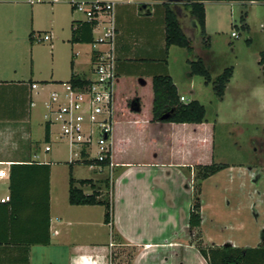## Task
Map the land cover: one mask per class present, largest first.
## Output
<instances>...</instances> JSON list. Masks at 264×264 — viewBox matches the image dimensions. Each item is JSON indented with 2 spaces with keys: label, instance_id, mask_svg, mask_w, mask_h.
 Returning <instances> with one entry per match:
<instances>
[{
  "label": "crops",
  "instance_id": "crops-1",
  "mask_svg": "<svg viewBox=\"0 0 264 264\" xmlns=\"http://www.w3.org/2000/svg\"><path fill=\"white\" fill-rule=\"evenodd\" d=\"M26 3L29 0H0V32L5 26L15 41L24 38L26 33L20 27L19 35L13 22H7L6 12ZM209 3H204L205 29L206 5ZM114 4L117 63L110 135L111 168L108 169L112 203L110 222H104L102 206L69 205L68 182L67 187L63 185L62 193L57 196L52 179L55 162L40 159L39 143L31 138V108L34 106L33 91L38 88L36 81H0V264H110L112 260L113 264H124L122 254L117 252L120 246L131 249L128 264H208L188 238V217L193 195V168L212 163L223 164L227 168L207 178L201 185L200 231L204 243L238 249H254L258 246L257 241L251 244L246 241L221 245L213 239L207 240L204 227L206 218L210 225L217 226L218 221L213 213L206 216L203 198L205 186L212 181L223 183L221 175L240 168V165L216 161L215 121L211 123L205 118L204 123L198 125L151 121L152 80L155 75H168L178 97L184 98V103L198 102L192 87L195 76L187 72L186 83L181 84L171 75L168 57L172 47L166 54L161 3L126 0ZM169 4L186 37L189 39V34L200 35L198 26L181 2L177 5ZM248 4L255 3H245ZM143 5L145 10L140 9ZM175 6L178 8L175 9ZM69 11L67 18L61 19L63 27L60 30L51 27L38 34L50 37L46 42H50L53 67L47 79L41 81L42 89H48L50 93L62 92L63 84L68 83L72 76L86 81L92 79V29L81 25L75 36L76 42L72 43L73 24H82L86 20L71 8ZM34 34L32 29L27 36L30 41H33ZM60 34H63L61 39ZM88 39L91 42H87ZM61 61L66 64L64 71L56 67ZM203 84L206 85L204 80ZM32 85L36 87L33 89ZM185 88L189 89L190 98L185 95ZM31 162L50 165L48 245L7 243L10 238L7 227L9 212L6 213L2 205L8 201L2 203L1 200L10 197V168L12 165ZM74 169L73 166L72 177L84 180L75 176ZM103 173L92 171L88 179L104 180L107 176ZM248 181L255 183L247 173ZM214 186L215 191H218L217 185ZM37 188L40 191L39 183ZM84 191L86 194L91 193L88 188Z\"/></svg>",
  "mask_w": 264,
  "mask_h": 264
},
{
  "label": "rangeland",
  "instance_id": "rangeland-1",
  "mask_svg": "<svg viewBox=\"0 0 264 264\" xmlns=\"http://www.w3.org/2000/svg\"><path fill=\"white\" fill-rule=\"evenodd\" d=\"M85 1L114 3L126 0ZM69 2L70 0H61L58 3H26L10 8L6 12L9 20L7 22H13L19 35L22 27L21 31L26 35L15 41L5 26L0 32V81L28 82L31 79L38 86L33 91L31 138L39 143L40 159L55 162L52 179L57 196L62 193L63 185L67 187L68 162L76 160V157L70 152L67 143L56 139L59 132L57 124L50 128L49 144L44 141V115L47 112L45 103L49 100L50 91L42 89L41 81L47 79L53 66L50 42H38L35 36L51 27L60 30L63 27L61 19H66L67 14H70ZM206 10L205 36L189 34L191 51L172 47L168 57L171 75L181 84L186 83L187 72H190L189 62L195 59L203 62L212 82L225 69H233L222 100L215 96L211 84H203L201 77L195 76L192 81L195 99L204 106L206 120L211 123L215 121L216 161L240 165V168L220 176L223 183L212 181L206 184L203 197L206 216L213 213L218 225H210L206 218L204 227L207 240L213 239L212 241L221 245L246 241L251 244L257 241L259 247L261 231L264 229V65L260 64L261 54L264 53V3L241 5L210 2L206 5ZM244 12L247 13L245 23L248 30L241 29L240 17ZM76 16L80 15H74ZM32 29L35 34L33 41H30L27 36ZM232 33H236V37ZM62 36L60 34L59 39ZM56 67L64 71L66 64L61 61ZM63 90L61 89L62 92ZM184 93L190 98L189 89L185 88ZM46 145L51 146L50 152L44 151ZM74 168L78 179H88L92 175L86 165L75 164ZM247 173L256 176L258 182L247 183ZM103 174L105 177L109 176L107 170ZM214 184L219 188L218 191H215ZM188 238L202 246L214 247L204 243L203 236L200 237L194 232ZM117 250L123 256L122 262L128 264L131 249L120 246Z\"/></svg>",
  "mask_w": 264,
  "mask_h": 264
},
{
  "label": "trees",
  "instance_id": "trees-1",
  "mask_svg": "<svg viewBox=\"0 0 264 264\" xmlns=\"http://www.w3.org/2000/svg\"><path fill=\"white\" fill-rule=\"evenodd\" d=\"M160 2L163 8L164 43L165 50L177 47L191 51L190 40L182 31L176 13L172 10L168 0H152ZM182 6L190 18L198 26L200 36H205V2H239L264 3V0H180ZM71 8V6H70ZM72 10V8H71ZM247 13L240 17L241 29L248 30L245 23ZM87 25L89 30L91 24L87 22L72 26L71 42H76L75 36L80 26ZM31 36V35H30ZM87 42L90 39L86 40ZM91 42V41H90ZM89 42V43H90ZM260 63L264 65V53L261 54ZM190 75L203 78L206 85L211 84L213 93L218 99L224 96L226 85L229 83L233 69L228 68L212 82L208 69L200 59L189 62ZM73 87L86 86L89 82L72 76L68 82ZM153 103L152 122L174 123V124H202L205 121V108L197 101L182 103L171 78L166 74L155 75L152 80ZM50 127L44 125V141L49 142ZM91 163L69 162L68 180V203L71 206H102L104 207V222L108 224L112 214L111 203V177L104 180L93 181L91 179L75 180L72 177V167L75 164L88 166ZM110 165L109 157L104 163L97 164L101 168ZM223 164L212 163L210 165H199L193 168L192 204L189 210L188 229L190 233L202 237L201 224V185L204 180L226 169ZM49 180L50 165L31 162L24 165H12L10 168V197L4 206V211L9 212V240L7 243L16 245H48L49 238ZM40 184V191L38 190ZM88 188L91 193L86 194ZM193 242V241H191ZM200 254L208 264H264V233L260 246L254 249H238L232 247L218 248L202 246L193 242ZM27 260H25V263ZM110 264H113V260Z\"/></svg>",
  "mask_w": 264,
  "mask_h": 264
},
{
  "label": "built area",
  "instance_id": "built-area-1",
  "mask_svg": "<svg viewBox=\"0 0 264 264\" xmlns=\"http://www.w3.org/2000/svg\"><path fill=\"white\" fill-rule=\"evenodd\" d=\"M61 0H29L30 4ZM74 13L82 15L91 24L94 49L91 62L92 79L86 86L73 87L63 84V92H51L45 103L44 115L49 127L57 124L59 132L56 139L67 143L76 160L70 162L88 163L90 170L102 173L111 168L97 166L111 155L110 135L113 116V85L116 79V38L114 18L115 4L112 2H69ZM236 37V33H232ZM38 42L50 40L48 35L35 36ZM36 85H32L34 89ZM184 103V98H179ZM51 147L45 146L44 151ZM9 197L1 200L8 201Z\"/></svg>",
  "mask_w": 264,
  "mask_h": 264
},
{
  "label": "water",
  "instance_id": "water-1",
  "mask_svg": "<svg viewBox=\"0 0 264 264\" xmlns=\"http://www.w3.org/2000/svg\"><path fill=\"white\" fill-rule=\"evenodd\" d=\"M168 2H169V3H172V4H174V5H177V4L180 2V0H168ZM174 8L177 9L178 7L175 6ZM140 9H141V10H142V9L145 10L146 7L143 5V6H141ZM262 233H264V230L262 231Z\"/></svg>",
  "mask_w": 264,
  "mask_h": 264
},
{
  "label": "flooded vegetation",
  "instance_id": "flooded-vegetation-1",
  "mask_svg": "<svg viewBox=\"0 0 264 264\" xmlns=\"http://www.w3.org/2000/svg\"><path fill=\"white\" fill-rule=\"evenodd\" d=\"M261 64V63H260ZM264 76V75H263ZM264 78V77H263ZM253 177V176H252ZM257 178H256V176L255 177H253V181L256 183V182H258V180H256Z\"/></svg>",
  "mask_w": 264,
  "mask_h": 264
}]
</instances>
